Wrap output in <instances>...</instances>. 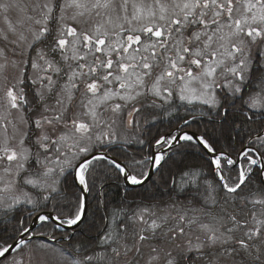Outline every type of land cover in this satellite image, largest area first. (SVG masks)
Segmentation results:
<instances>
[{
	"label": "snow or ice",
	"instance_id": "1",
	"mask_svg": "<svg viewBox=\"0 0 264 264\" xmlns=\"http://www.w3.org/2000/svg\"><path fill=\"white\" fill-rule=\"evenodd\" d=\"M0 264H264V0H0Z\"/></svg>",
	"mask_w": 264,
	"mask_h": 264
}]
</instances>
